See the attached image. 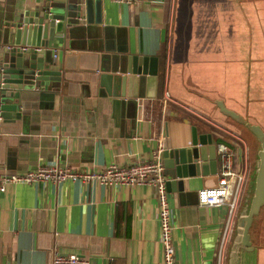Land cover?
<instances>
[{"label":"crops","instance_id":"0c3cea01","mask_svg":"<svg viewBox=\"0 0 264 264\" xmlns=\"http://www.w3.org/2000/svg\"><path fill=\"white\" fill-rule=\"evenodd\" d=\"M43 1L0 0V24L35 10ZM260 2L238 0L237 7L222 15L227 24L228 16L242 15L233 26L235 34L241 31L246 36L245 24L243 29L238 26L250 14L262 30L264 5L261 9ZM183 6L181 0L177 4L170 0L166 12L165 0H82L75 27L53 36L45 47V59L60 71L59 87H31L21 95L22 118L3 121L0 117V171H24L50 160L100 169L110 163L147 160L157 148L162 160L161 141L166 133L171 146L178 148L174 168L162 166L175 264H218L227 205L198 204L196 192L216 184L217 143L231 148L233 164L239 160L241 152L239 147L236 152L232 141L240 135L214 100L235 112V86H240L236 77L244 73L224 76L217 91V76L212 72L185 77L182 71L187 62L182 58L170 73V36ZM239 38L224 44L239 45ZM124 48L156 56L155 79L145 82L142 78L135 98L119 96L121 102L112 104V94L105 95L94 98V109L85 108L77 100L82 89L118 93L110 85L117 67L109 55ZM258 125L264 132V125ZM193 126L200 136L194 141ZM170 171L172 180L167 175ZM156 206L155 192L148 184L7 183L0 191V264H48L53 251L84 256L89 264H162ZM235 213L228 222L219 264H225Z\"/></svg>","mask_w":264,"mask_h":264},{"label":"water","instance_id":"95a60500","mask_svg":"<svg viewBox=\"0 0 264 264\" xmlns=\"http://www.w3.org/2000/svg\"><path fill=\"white\" fill-rule=\"evenodd\" d=\"M81 2L82 0H44L35 10L24 11L16 19L0 24V117L3 121L23 117L20 108L21 95L31 87L42 85L46 89L54 90L59 87L60 71L45 59V47L53 36H61L66 28L70 31L71 26L75 27L73 25L76 22L75 17L79 16ZM4 44H8V47ZM119 51L109 55L111 63H115L117 67V74L111 77L110 85L112 89L117 88L118 93L104 92L96 88L82 89L77 100L85 108L94 109V98L105 95L112 94V104L121 102L119 96L135 98L139 95L136 85L142 78L145 82L150 78L155 79L156 56L127 52L126 48ZM98 84L103 85L101 82ZM214 102L223 114L242 123L259 145L251 176L252 195L249 202L241 206L237 213L234 233L225 259V264H240L241 250L251 249L248 230L252 218L264 203V132L258 124L251 123L226 108L221 100ZM6 113L12 114L6 116ZM194 139H200V136L196 134L193 126L191 140ZM161 145L162 166L174 168L178 148L171 146L170 137L166 133H163ZM173 174V171L167 173L169 180L174 179Z\"/></svg>","mask_w":264,"mask_h":264},{"label":"built area","instance_id":"2783aa9c","mask_svg":"<svg viewBox=\"0 0 264 264\" xmlns=\"http://www.w3.org/2000/svg\"><path fill=\"white\" fill-rule=\"evenodd\" d=\"M8 47V44H4ZM56 52H52L55 57ZM220 169L214 186L199 188L196 192L197 202L201 205H227V219L223 228L221 240L217 249L219 264L222 243L228 228L230 217L234 214L239 197L243 175L232 168V150L223 142L216 144ZM160 148L154 150L147 160L131 164H107L100 169L74 168L66 164H59L56 160L37 164L24 171H0V191L7 183H32L45 181H74L88 183L95 181L101 184H148L154 192L157 201L156 218L158 220V241L161 246L162 264H175L174 248L171 240L170 211L166 199L165 178L162 174ZM48 264H89L86 257L75 253L53 251Z\"/></svg>","mask_w":264,"mask_h":264},{"label":"rangeland","instance_id":"374dc122","mask_svg":"<svg viewBox=\"0 0 264 264\" xmlns=\"http://www.w3.org/2000/svg\"><path fill=\"white\" fill-rule=\"evenodd\" d=\"M179 2L180 0H176V4ZM181 2L184 6L179 8L174 19L177 24L170 36V73L175 70L172 66L176 67L180 63L179 58H182L187 62V67L182 71L185 77L193 78L201 71L212 72L214 76H217L215 78L217 84L214 80V91H217L215 88L221 87L223 77L233 73L232 63L235 62L233 58L238 56L237 52H233L231 47L224 44L223 33L226 31L224 24H227V19L222 16L237 7L238 0H181ZM238 58L242 59V57ZM211 64H214V68ZM175 74L177 72L173 75ZM189 87L191 90V86ZM208 94L207 92V96ZM214 95H216L215 92ZM207 96L202 95V99L205 103L211 104ZM232 144L236 152L238 147L241 152L239 160L234 164L232 162V168L244 178L236 203V217L240 207L247 204L252 195L253 179L251 176L258 143L249 134H245L244 138L238 136V139H233ZM262 244L264 245V241Z\"/></svg>","mask_w":264,"mask_h":264},{"label":"trees","instance_id":"16d2710c","mask_svg":"<svg viewBox=\"0 0 264 264\" xmlns=\"http://www.w3.org/2000/svg\"><path fill=\"white\" fill-rule=\"evenodd\" d=\"M260 7L262 9L264 0H260ZM170 0H165V10L167 12ZM167 16V15H166ZM230 21L226 26V31L223 33V39L225 42H231L233 38L237 39L242 37L233 32V26L235 22L242 20V15H230L228 16ZM241 23V22H239ZM245 24V25H244ZM243 25L246 31V36L239 38L242 42L236 45L235 42L226 44L227 47H231L233 52H237L238 57H245V61H239L232 63L233 72H243L244 76L240 78L236 77V82L240 86H235V98L236 107L235 112L242 115L243 118L251 123H258L264 125V27L262 30L258 29L256 23V16L250 14L245 22L241 23L238 27L243 29ZM232 28V31L229 29ZM244 38V40H243ZM243 44V45H242ZM165 54L164 46H162L161 56ZM163 71L158 73V77H163ZM231 124L236 126L237 133L244 137L245 134H249L251 137L254 136L249 130L240 122L230 118ZM255 139V138H254ZM218 140H222L218 138ZM256 140V139H255ZM257 142V140H256ZM258 143V142H257ZM231 146V143H228ZM264 204L260 207L257 215L252 218L251 225L249 227V237L252 243L251 251H242V264H264ZM245 261L247 263H245Z\"/></svg>","mask_w":264,"mask_h":264}]
</instances>
